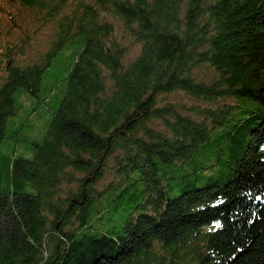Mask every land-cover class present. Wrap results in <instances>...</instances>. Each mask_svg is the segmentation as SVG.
I'll return each mask as SVG.
<instances>
[{
    "label": "trees",
    "instance_id": "obj_1",
    "mask_svg": "<svg viewBox=\"0 0 264 264\" xmlns=\"http://www.w3.org/2000/svg\"><path fill=\"white\" fill-rule=\"evenodd\" d=\"M2 3L43 20L73 6L29 62L27 32L0 45V142L14 92L37 97L56 53L79 50L43 138L0 177V264H264V0ZM100 165L113 177L90 190Z\"/></svg>",
    "mask_w": 264,
    "mask_h": 264
},
{
    "label": "rangeland",
    "instance_id": "obj_2",
    "mask_svg": "<svg viewBox=\"0 0 264 264\" xmlns=\"http://www.w3.org/2000/svg\"><path fill=\"white\" fill-rule=\"evenodd\" d=\"M73 5L68 4L61 11L62 14L70 11ZM42 12L33 13L28 8H20L18 4L2 3L0 9V45L19 41L22 32L29 34L25 56L17 54L20 62H29L40 52H44L50 45L56 27V19L62 14L49 20L41 19ZM104 15V14H102ZM105 19L112 21L114 25V34L123 43L128 45L127 60L133 59L140 49V43L135 41L124 29L122 20L118 17L105 14ZM14 23L16 25H14ZM78 40L75 37L66 42L65 46L56 53L49 67L44 72L41 89L38 96L35 97L24 89H18L14 92L16 113L7 118L5 127V136L0 142V177L2 186L5 188L9 182V162L16 157H30L32 155L33 144L39 142L45 133L46 127L50 122L52 112L59 105V100L65 91V78L68 67L72 64V59L78 51ZM54 89L52 91V86ZM45 102H41L43 98ZM167 100L177 105L189 106L194 101L186 94L173 93L167 97ZM207 106L206 103H202ZM200 162L208 163L209 159L199 158ZM108 165L113 166V158L108 160ZM100 177L94 180L90 190H101L113 177V170L107 166L100 165ZM191 167H189L190 169ZM212 171L206 170L204 175ZM221 173L214 172L219 176ZM76 179L82 177V173H74ZM213 175V178L215 177ZM99 176V175H98ZM208 180L205 177L197 178L195 186H202ZM72 192L77 193L79 182L72 184ZM181 187V186H180ZM181 191L176 188L171 191L172 195H177ZM117 214V213H116Z\"/></svg>",
    "mask_w": 264,
    "mask_h": 264
},
{
    "label": "water",
    "instance_id": "obj_3",
    "mask_svg": "<svg viewBox=\"0 0 264 264\" xmlns=\"http://www.w3.org/2000/svg\"><path fill=\"white\" fill-rule=\"evenodd\" d=\"M87 181H89V179H87ZM75 200V199H74Z\"/></svg>",
    "mask_w": 264,
    "mask_h": 264
}]
</instances>
